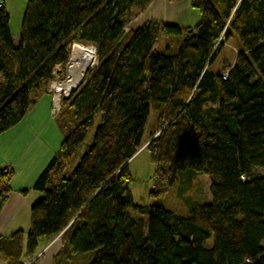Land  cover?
Here are the masks:
<instances>
[{"label": "trees", "instance_id": "trees-1", "mask_svg": "<svg viewBox=\"0 0 264 264\" xmlns=\"http://www.w3.org/2000/svg\"><path fill=\"white\" fill-rule=\"evenodd\" d=\"M151 1L26 0L18 43L2 1L0 134L48 90L73 40L95 45L98 59L63 100L64 139L34 185L42 197L26 241L22 231L0 237L7 264H25L41 238L59 235L67 246L55 264L88 252L89 264H264V0H190L202 15L194 27L149 20L127 29L132 8ZM163 34L181 39L178 52L157 48ZM233 36L235 62L215 72L222 39ZM152 110L159 122L143 150L156 184L141 205L130 163ZM186 170L208 175L212 197L184 215L159 198ZM11 173L0 170V211Z\"/></svg>", "mask_w": 264, "mask_h": 264}, {"label": "crops", "instance_id": "crops-1", "mask_svg": "<svg viewBox=\"0 0 264 264\" xmlns=\"http://www.w3.org/2000/svg\"><path fill=\"white\" fill-rule=\"evenodd\" d=\"M2 1L8 9L10 0ZM191 9L194 8L191 7L190 0H152L143 16L145 20L193 27L189 24ZM14 41L17 43L15 39ZM51 109L52 99L48 90L40 92L35 95V101L25 117L0 134V170L8 169L12 172L9 181L11 191L0 211V237L9 238L22 231L26 241L31 227L32 206L42 197V193L34 185L56 156L65 135L58 118L52 117ZM66 246L67 241L61 235L52 240L44 239L42 246L39 242L34 255L24 256L23 261L31 264H55ZM0 264H7L1 253Z\"/></svg>", "mask_w": 264, "mask_h": 264}, {"label": "rangeland", "instance_id": "rangeland-1", "mask_svg": "<svg viewBox=\"0 0 264 264\" xmlns=\"http://www.w3.org/2000/svg\"><path fill=\"white\" fill-rule=\"evenodd\" d=\"M25 9L26 0L9 1L8 11L10 12V27L17 43L19 42L18 38L22 28ZM145 10H139V8L136 6L132 8L130 15L133 16L129 21L127 27L128 29H135L140 24L150 20H145V17L143 16ZM201 18L202 15L200 10H190V25H193V27L196 26L200 22ZM160 24L165 23L160 22ZM222 40L224 42V48L214 64V71L219 73H225L227 69L234 64L237 52L239 50L238 42L234 36L229 40ZM180 44L181 39H179V37H168L163 34L159 37L156 46L159 50L167 49L170 52H178ZM210 106H212V104H210ZM157 122H159V114L157 110H152L146 129V141L144 146L139 150L138 154H136L130 163V172L132 175V194L134 201L141 205L151 204L154 200V197L151 196V192L155 189L156 184V165L151 161L149 151L143 149L149 143V137L154 131L157 130ZM93 131L94 128L91 130L90 136L93 134ZM89 141L90 138H88L86 143L82 146L81 151L86 148V145L89 143ZM257 171L260 174H264V168H259ZM211 197L210 179L208 175L198 174L194 177L192 170H186L178 173L176 182L174 185L169 187L168 191L160 196L159 202L172 210L178 211L180 214L187 215L189 208L191 205H193V203H205L211 200ZM44 239L45 238H41L39 241L41 246L42 243H44ZM209 242L211 243V241ZM93 255V252L77 253L74 254V256H69L67 259L63 260L62 264H89L93 258Z\"/></svg>", "mask_w": 264, "mask_h": 264}, {"label": "built area", "instance_id": "built-area-1", "mask_svg": "<svg viewBox=\"0 0 264 264\" xmlns=\"http://www.w3.org/2000/svg\"><path fill=\"white\" fill-rule=\"evenodd\" d=\"M2 5L3 2L1 1L0 6ZM68 51H69V56L67 61L64 64H59L56 66V69L54 70V76L48 85V92L52 99V109H51L52 117H58L61 114L63 100L70 97L71 94L75 90H77V88L84 80L87 70L91 69L94 65H96L98 61L97 49L96 46L93 44H85L78 40H73L69 45ZM84 51L90 55L89 66L86 69L85 74L81 76L77 84L72 86L70 85V83H68L67 85V82H69L70 79L72 78V74H71L72 67H74L76 63H79L78 55L80 54V52H84ZM225 75H227V73H225ZM5 170L7 171L8 169ZM25 264H31V263L27 262Z\"/></svg>", "mask_w": 264, "mask_h": 264}, {"label": "bare ground", "instance_id": "bare-ground-1", "mask_svg": "<svg viewBox=\"0 0 264 264\" xmlns=\"http://www.w3.org/2000/svg\"><path fill=\"white\" fill-rule=\"evenodd\" d=\"M86 51V50H85ZM80 52V54L78 55V61L79 63H76L74 65V67H72L71 70V74H72V78L70 79L68 83H70V85H75L77 84V82L80 80L81 76H83L85 74L86 69L89 66V54L86 52Z\"/></svg>", "mask_w": 264, "mask_h": 264}, {"label": "water", "instance_id": "water-1", "mask_svg": "<svg viewBox=\"0 0 264 264\" xmlns=\"http://www.w3.org/2000/svg\"><path fill=\"white\" fill-rule=\"evenodd\" d=\"M76 91V90H75ZM130 161L127 162V164L129 163Z\"/></svg>", "mask_w": 264, "mask_h": 264}]
</instances>
